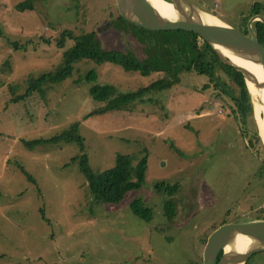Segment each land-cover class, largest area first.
I'll list each match as a JSON object with an SVG mask.
<instances>
[{
    "label": "rangeland",
    "instance_id": "1",
    "mask_svg": "<svg viewBox=\"0 0 264 264\" xmlns=\"http://www.w3.org/2000/svg\"><path fill=\"white\" fill-rule=\"evenodd\" d=\"M21 1L0 0V264H202L209 234L234 223L236 212L248 211L237 202L259 205L263 198L253 186L260 160L245 148L249 136L230 114L231 100L213 85L204 90L206 76L184 73L181 82L146 96L131 111L89 117L104 104L90 94V70H96L98 83L120 92L164 73L143 76L116 63L83 59L46 97L35 92L13 102L30 77L63 62L56 40L65 29L96 32L106 50L132 48L142 54L132 37L108 27L118 17L117 0H34L32 11H18ZM190 1L235 29L251 17L254 5L264 17L263 0ZM75 128L96 173L114 167L118 155L137 160L147 155L141 190L128 193L119 205L100 203L78 163H72L77 143L26 146ZM161 182L178 185L176 194L157 192ZM135 198L153 210L152 221L134 215ZM167 199L176 203L173 219L166 216ZM247 264H264V251Z\"/></svg>",
    "mask_w": 264,
    "mask_h": 264
},
{
    "label": "trees",
    "instance_id": "2",
    "mask_svg": "<svg viewBox=\"0 0 264 264\" xmlns=\"http://www.w3.org/2000/svg\"><path fill=\"white\" fill-rule=\"evenodd\" d=\"M16 8L18 11H25V9L32 11L34 0H23L16 4ZM204 11L210 13L207 9ZM260 13L261 8L254 5L250 15ZM108 27L120 34L132 37L141 45L142 54H136L132 48L106 50L96 32L78 33L72 29H65L60 38L56 40L57 47L63 50V62L52 71L30 77L26 81L25 92L22 95L13 96L11 101L25 99L35 92L46 97L51 85L70 77L74 72L75 65L81 60L87 59L98 64L116 63L126 72H137L143 76L153 72L164 73V76L147 85L140 86L135 90L120 92L114 85L98 83L96 70H90L86 77L92 83L90 94L93 99L104 104L100 108L94 109L88 115L89 117L114 111H131L135 108V103L143 102L146 96L170 89L174 83L181 82L182 74L195 73L207 77L208 82L202 85L204 90L213 85L217 91L219 89L231 100L233 108L230 106L229 111H231L232 117L234 116L233 119H238L243 126L254 124L252 98L242 73L223 63L209 45L196 34L185 31H147L125 21L119 12L118 17L111 21ZM253 29L264 46L263 23L254 22ZM244 33L249 34V31L245 30ZM46 42L50 43L51 41L46 40ZM68 43H70L69 47ZM11 93H14L12 87ZM148 99L154 101L153 98ZM59 141L75 142L79 146V153L72 159V163H78L94 200L100 203H109V205H119L128 193L141 190L147 170V155L145 154L138 160L133 155H118L114 167L96 173L90 165L85 140L79 135L77 128L59 138L48 141L38 140L26 144V146L32 148L38 144ZM29 179L31 178L29 177ZM155 190L171 197L176 194L178 185L161 182L156 184ZM130 207L139 219L145 222L152 221L153 210L146 207L142 199H133ZM165 209L168 219H173L176 215V203L167 199ZM221 254L220 251L216 261L220 259Z\"/></svg>",
    "mask_w": 264,
    "mask_h": 264
},
{
    "label": "water",
    "instance_id": "3",
    "mask_svg": "<svg viewBox=\"0 0 264 264\" xmlns=\"http://www.w3.org/2000/svg\"><path fill=\"white\" fill-rule=\"evenodd\" d=\"M162 1L172 5L171 15L159 12L152 0H117V7L125 21L144 30L196 34L223 63L242 73L252 103L256 99L264 105V46L253 29L256 21L264 25V17L254 15L249 19L247 35L190 0ZM220 251V259L216 261ZM263 251L264 221L226 223L207 237L202 264H247L252 255Z\"/></svg>",
    "mask_w": 264,
    "mask_h": 264
},
{
    "label": "flooded vegetation",
    "instance_id": "4",
    "mask_svg": "<svg viewBox=\"0 0 264 264\" xmlns=\"http://www.w3.org/2000/svg\"><path fill=\"white\" fill-rule=\"evenodd\" d=\"M263 6H264V0H263V4H262L261 7H263ZM256 15H262V14L260 13V14H256ZM249 19L247 21H244V19L242 18L241 24L239 25V29H237V30H239L241 33L245 34L244 31L245 30L248 31V21H249ZM247 35H249V34H247ZM251 125H252V129H253L252 132L247 130V129H249L248 125L242 126L244 128L243 132L247 133L248 136H249V141H245V145H247V146H245V148H247L248 150H252L255 153V156H257V158H259V160H260V166L257 169V172L254 173V175H253V180H254L253 181V186H254V190H260L261 191V194L263 195V198H264V193H263L264 192V151H263V142H262V139L260 137V130L258 128L257 121L254 120V124L251 123ZM248 186L250 187V193H252V190H251L252 184L249 183ZM263 198H261V201H260L259 205H253V203L251 201H249V202H247V201H239V202H237L238 206H242L244 208H247L248 211L240 213L239 216H238V212H236L233 215V217H232V219L235 220L234 223L264 221V199ZM262 199H263V201H262ZM253 211H255L256 213H253ZM245 215H250V216L253 217V219H251V220L240 219L241 217H243ZM229 216H230V213L228 214V217Z\"/></svg>",
    "mask_w": 264,
    "mask_h": 264
},
{
    "label": "bare ground",
    "instance_id": "5",
    "mask_svg": "<svg viewBox=\"0 0 264 264\" xmlns=\"http://www.w3.org/2000/svg\"><path fill=\"white\" fill-rule=\"evenodd\" d=\"M152 2L154 3V6L158 9V11L161 12L162 14L168 13V15H171V12H173V7L169 3H166L162 0H152ZM252 68L254 69V67ZM254 71L256 70L254 69ZM253 105H254V111H253L254 119L255 121H257L258 128L260 126V134H261L260 137L264 144V105L261 104L256 99L253 102ZM255 113H256V116H255Z\"/></svg>",
    "mask_w": 264,
    "mask_h": 264
}]
</instances>
